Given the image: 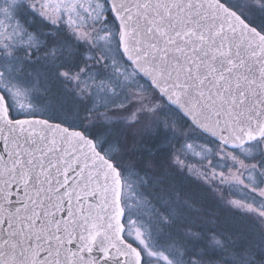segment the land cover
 <instances>
[{
    "label": "snow or ice",
    "instance_id": "1",
    "mask_svg": "<svg viewBox=\"0 0 264 264\" xmlns=\"http://www.w3.org/2000/svg\"><path fill=\"white\" fill-rule=\"evenodd\" d=\"M0 264H264V0H0Z\"/></svg>",
    "mask_w": 264,
    "mask_h": 264
}]
</instances>
